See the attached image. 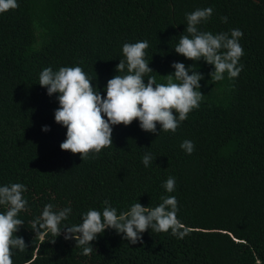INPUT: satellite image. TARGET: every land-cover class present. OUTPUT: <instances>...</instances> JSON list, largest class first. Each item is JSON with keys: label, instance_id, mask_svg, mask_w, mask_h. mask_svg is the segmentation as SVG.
<instances>
[{"label": "trees", "instance_id": "16d2710c", "mask_svg": "<svg viewBox=\"0 0 264 264\" xmlns=\"http://www.w3.org/2000/svg\"><path fill=\"white\" fill-rule=\"evenodd\" d=\"M0 13V186L21 183L27 201L14 233L27 245L13 249V264H264V0H17ZM212 8L199 31L231 35L244 50L239 75L213 82L214 65L186 59L174 47L186 32V13ZM221 17H227L222 22ZM147 41L144 59L166 84L173 62L203 75V99L175 132L143 131L139 121L112 126V146L99 153L61 150L66 128L54 120L57 95L39 85L50 67L82 68L101 96L124 59V43ZM221 51H224L221 49ZM189 71V74H191ZM173 82L176 81L173 76ZM95 90V89H94ZM178 115V114H177ZM106 119V117H105ZM48 131H42L43 126ZM184 140L195 145L189 155ZM151 154L147 167L142 163ZM175 178V189L163 187ZM174 196L183 239L151 228L131 244L106 229L81 255L74 239L49 233L40 244L30 228L46 204L71 208L61 227L79 225L90 209L117 215L135 203L154 208ZM107 200L108 205L103 202ZM6 206L0 205V213ZM33 257L35 259L33 260Z\"/></svg>", "mask_w": 264, "mask_h": 264}, {"label": "clouds", "instance_id": "9594fccd", "mask_svg": "<svg viewBox=\"0 0 264 264\" xmlns=\"http://www.w3.org/2000/svg\"><path fill=\"white\" fill-rule=\"evenodd\" d=\"M18 7L17 0H0V13ZM212 13L210 7L186 13V32L189 35H181L174 50L186 59L198 61L203 58L206 63L214 65V71L209 75L216 82L223 80L225 73L229 79L239 75L243 66L237 67V64L244 50L238 42L243 36L239 29H232L230 37L225 32L214 35L198 30L197 26ZM221 20L226 23L227 17H221ZM146 48V40L123 44L124 59H120L115 67L117 73L124 72L126 68L127 74H116L109 79L103 96L79 66L60 67L58 71L46 67L41 71L39 85L46 88L49 96L58 94L59 107L54 111V120L66 128V138L59 145L61 150L87 159L89 153H99L113 145L112 126H128L133 120L139 121L143 131L156 135L157 124L160 130L175 132L180 122L187 119L188 113L199 107L204 94L197 89L203 75L191 71L181 62H173L171 66L175 71L168 74L166 84L157 83L154 76H148L145 83V75L153 72L144 59ZM173 76L179 83L173 82ZM48 130V126H43L42 131ZM180 147L190 155L195 145L190 140H184ZM152 159L151 154H145L142 163L147 167ZM163 187L167 192H173L175 178L169 177ZM25 190L21 183L0 186V205L7 209L0 213V264H13V249L24 252L27 248L23 238L14 235L24 224L17 216L26 209L27 201L22 196ZM161 200L154 208L144 207L137 202L120 215L111 206H106L102 214L90 209L82 214V223L64 227H61V222L68 218L71 208L54 211L52 204H46L41 215L31 222L30 228L39 236L40 244L45 242L49 233L53 237L49 242L55 243V238L63 230L64 239H74L75 246L83 248L81 255L84 256L93 251L90 242L109 228L122 233V238L131 244L140 241L141 234L150 228L156 233L171 230L172 235L183 239L188 229L177 219L176 198L167 196L161 197ZM103 203L109 204L107 200ZM29 264H32V260Z\"/></svg>", "mask_w": 264, "mask_h": 264}]
</instances>
